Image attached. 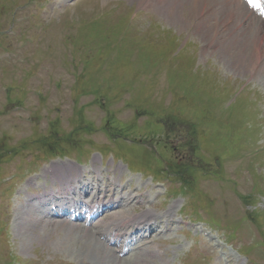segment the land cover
Here are the masks:
<instances>
[{"label": "rangeland", "instance_id": "1", "mask_svg": "<svg viewBox=\"0 0 264 264\" xmlns=\"http://www.w3.org/2000/svg\"><path fill=\"white\" fill-rule=\"evenodd\" d=\"M147 1L151 3L0 0V33L15 34L0 35V160L5 159L0 179L21 165L44 169L56 163L50 158L33 161L38 152L47 157L44 149L74 159L93 153L80 159L90 161L89 166L97 159L95 168L104 170L108 179H117L112 169L120 167L123 184L148 192L147 199L155 203L164 199L170 184H151L143 177L157 175L159 166L174 174L184 165H196L197 173L191 167L184 173L193 172L194 178L182 177L183 170L175 172L179 180L193 179L183 211L199 200L195 205L200 207L201 220H208L207 212L213 213L224 229L237 221L238 237L214 246V241L172 235L173 242L162 237L155 246L161 247V253H174L168 264H264V207L251 214L259 231L256 240L242 204L257 208L263 202L264 206V69L259 70L264 58L256 61L247 48L240 62L244 68L237 69L239 50L205 52L195 24L202 16L196 18L200 11H191L190 0H184L178 11L174 6H149ZM175 14L181 23L175 21ZM89 26L91 33L80 32ZM2 52L15 57L6 60ZM22 105L26 106L20 115ZM211 106L214 109L204 111ZM147 141L157 147L150 148ZM102 151L107 152L100 153L102 157L94 153ZM15 157L19 162L12 160ZM117 158L144 174H131L119 162L113 164ZM177 184L170 188L176 190ZM18 197L0 194L5 238L10 240L0 246V264H82L84 252L62 246L61 241L70 236L73 242L89 239H79L59 219H47L48 225L39 227L34 222L40 220L38 211L33 221L20 223L24 206ZM247 242L253 250L246 255ZM231 247L250 260L242 257L237 262ZM9 251L16 259H10Z\"/></svg>", "mask_w": 264, "mask_h": 264}, {"label": "bare ground", "instance_id": "2", "mask_svg": "<svg viewBox=\"0 0 264 264\" xmlns=\"http://www.w3.org/2000/svg\"><path fill=\"white\" fill-rule=\"evenodd\" d=\"M150 2L151 3L147 1L145 2V4H150V6H153V4H157L159 7H161L162 5V9H168L169 6H174L176 9L175 11H178V9L185 3L184 0H151ZM190 5L192 6L191 11L193 10L195 11V13L200 11L199 13H197L196 18L198 15L199 17H201L202 14L205 13L204 17L199 22L195 23L196 30L198 34L202 36V39L204 40V43L206 45H208L209 47L214 46V53L223 54V52L225 51V47H227L228 51L233 49L239 50V58L236 61V67L240 70H243L244 68L243 66H241L240 62L245 58V51L247 48L252 49L251 57H253L256 61L264 58V52L262 53V47H264V23L260 22V20L256 18V14L249 10L244 2H242L241 0H190ZM174 17L176 18V22L181 23L182 19L179 16L177 17V14H175ZM205 17L206 19H204ZM208 18L209 20L212 19L213 25H210L208 23ZM252 18L254 20H251ZM210 28H212L211 32L208 31ZM239 33L243 34L240 35ZM238 38H240V41L237 40ZM206 51L205 52L207 54H210L208 49ZM262 69H264V64H261L259 66V70ZM66 169L71 168L68 167ZM90 184L91 182H89V187L92 186V184ZM107 187H112V184H107ZM122 187L123 191H125V187ZM35 188L36 187L33 186L31 189ZM99 188L102 187L99 186ZM117 188H119V186ZM115 189L116 188H114V190ZM30 192H32V190ZM97 192L98 190H96L93 201L95 200V202L100 205V201L97 200L99 195ZM82 193H84V188L80 191L76 190L72 192L70 194V197H68V200H71L75 205H78L80 203L82 206L89 208L88 203L74 199ZM128 204L129 203L127 201H123L124 206H128ZM23 206L25 208L21 217H19L20 223H22L23 221L32 220L31 217H33L35 213L34 211H37L40 208L46 209L48 207L47 205L41 206L39 203H28L27 201ZM129 216L130 215L128 211H119L118 213H115L113 216H111V220H114L113 223L115 224L119 222L123 223L124 221H126V223L130 224L131 226L135 225L136 223L148 225L150 222H156L164 218H170L171 213L170 211H168L167 213H165V215H156L150 210H145L140 215H136L134 217ZM44 219L45 217L42 216L40 217V220L38 219L39 221L34 220V222H36L39 227L41 226V223L48 225L47 219ZM59 223L64 226H68L74 233L76 232V235L80 237L79 239L82 238L84 239L83 241L89 239L83 243H81L80 240H75V242H73L75 238L72 239L70 236V238L68 237L66 239L68 241L64 239L61 241L62 246L72 245L73 249H79L80 252H84L82 264H112L113 261H117L115 263L118 264L120 263L121 260H118L117 256L111 250V248L102 246L100 240V238L105 237H116V230H109L108 228H106V226H100V221H97L90 230L85 229L77 223H68L65 221H60ZM87 232L91 234L93 239H91ZM141 236L142 235L137 232L131 233L130 235V237L134 239H137ZM144 251L145 250L142 248L139 249V252ZM132 264L137 263L133 262Z\"/></svg>", "mask_w": 264, "mask_h": 264}, {"label": "snow or ice", "instance_id": "3", "mask_svg": "<svg viewBox=\"0 0 264 264\" xmlns=\"http://www.w3.org/2000/svg\"><path fill=\"white\" fill-rule=\"evenodd\" d=\"M249 3H250L252 6H255L256 0H249Z\"/></svg>", "mask_w": 264, "mask_h": 264}]
</instances>
